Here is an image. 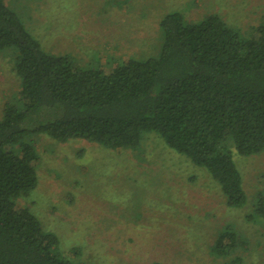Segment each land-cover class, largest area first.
Wrapping results in <instances>:
<instances>
[{
	"label": "trees",
	"instance_id": "obj_1",
	"mask_svg": "<svg viewBox=\"0 0 264 264\" xmlns=\"http://www.w3.org/2000/svg\"><path fill=\"white\" fill-rule=\"evenodd\" d=\"M158 56L123 58L110 71L85 68L69 54L43 49L21 17L0 0V50L13 48L20 81L0 118V264H78L59 238L16 201L38 185L35 135L85 139L135 149L146 132L207 170L229 208L248 196L234 154L264 152V19L257 36L217 14L191 22L179 12L160 22ZM245 220L264 222V195ZM246 240L234 224L217 232L211 252L237 255Z\"/></svg>",
	"mask_w": 264,
	"mask_h": 264
},
{
	"label": "rangeland",
	"instance_id": "obj_2",
	"mask_svg": "<svg viewBox=\"0 0 264 264\" xmlns=\"http://www.w3.org/2000/svg\"><path fill=\"white\" fill-rule=\"evenodd\" d=\"M43 49L72 55L85 68L110 71L123 58L156 57L161 18L174 11L199 22L217 14L257 36L264 0H6ZM13 48L0 50V118L16 101L20 81ZM38 185L16 201L55 234L78 264H226L211 252L232 223L246 244L244 263L264 264V222H247L264 195V152L234 159L248 196L229 208L207 170L146 132L138 148L111 149L85 139L35 135Z\"/></svg>",
	"mask_w": 264,
	"mask_h": 264
}]
</instances>
